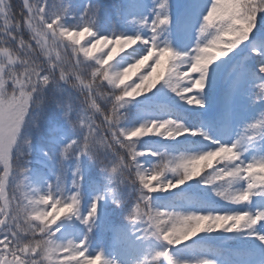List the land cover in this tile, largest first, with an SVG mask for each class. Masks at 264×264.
Returning a JSON list of instances; mask_svg holds the SVG:
<instances>
[{"label": "snow or ice", "instance_id": "6c2138e0", "mask_svg": "<svg viewBox=\"0 0 264 264\" xmlns=\"http://www.w3.org/2000/svg\"><path fill=\"white\" fill-rule=\"evenodd\" d=\"M0 264H264V0H0Z\"/></svg>", "mask_w": 264, "mask_h": 264}, {"label": "trees", "instance_id": "16d2710c", "mask_svg": "<svg viewBox=\"0 0 264 264\" xmlns=\"http://www.w3.org/2000/svg\"><path fill=\"white\" fill-rule=\"evenodd\" d=\"M141 71H144V69H141ZM137 75H139V73H137ZM132 79H136V76H133ZM129 82H131V81H129Z\"/></svg>", "mask_w": 264, "mask_h": 264}]
</instances>
